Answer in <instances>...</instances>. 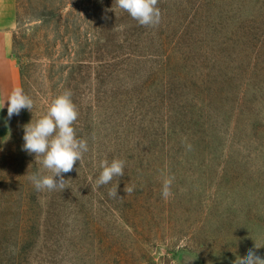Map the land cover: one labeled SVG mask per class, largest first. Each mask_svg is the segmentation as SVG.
<instances>
[{"label":"rangeland","instance_id":"obj_1","mask_svg":"<svg viewBox=\"0 0 264 264\" xmlns=\"http://www.w3.org/2000/svg\"><path fill=\"white\" fill-rule=\"evenodd\" d=\"M208 2L158 0L160 23L141 26L115 0H17L13 56L34 106L0 114V264H233L249 249L264 258V134L221 104H206L214 118L204 112L213 125L204 136L190 127L194 103L210 100L192 82L212 79L216 61L233 73L230 86L213 79L216 95L254 101L264 126V71L259 81L252 72L264 59V16L243 45L232 44H255L253 53L234 58L230 43L218 52L208 35L216 12ZM224 2L231 21L222 27L245 26L243 1ZM65 89L88 151L63 174L64 190L37 191L33 164L51 173L23 150L24 125ZM190 135L212 141L197 146ZM105 158L124 160V175L97 188ZM166 177H174L167 200Z\"/></svg>","mask_w":264,"mask_h":264},{"label":"clouds","instance_id":"obj_2","mask_svg":"<svg viewBox=\"0 0 264 264\" xmlns=\"http://www.w3.org/2000/svg\"><path fill=\"white\" fill-rule=\"evenodd\" d=\"M116 5L127 12L132 19L141 26H156L161 21V10L158 0H115ZM7 102V115L11 119L13 115H19L22 109L32 112L33 100L27 95L22 87H15L3 103V109ZM78 118V109L72 100V92L65 89L50 103L46 114L35 122L31 120L24 125L23 150L29 154H35L36 161L43 169L51 174L45 175L40 172L29 175V180L37 191L65 189V173L73 170L77 161H81L83 154L88 151L87 141L77 138L73 127ZM191 150V145H187ZM42 158V159H39ZM102 169L95 179L96 187L104 186L124 175L125 161L113 158L111 162L103 159L99 163ZM59 177V179H57ZM174 177H166L163 181L162 196L168 199L172 196L171 185ZM118 183L109 190V196L117 197ZM135 186L126 185L124 191L132 194ZM233 264H264V258L256 255L249 249L244 257H237Z\"/></svg>","mask_w":264,"mask_h":264},{"label":"trees","instance_id":"obj_3","mask_svg":"<svg viewBox=\"0 0 264 264\" xmlns=\"http://www.w3.org/2000/svg\"><path fill=\"white\" fill-rule=\"evenodd\" d=\"M212 7H215V14H212V17L215 19L214 21H212V25H211V29L208 32L209 36H212V41H214L217 46H218V52L221 51L223 52V47L221 44H225L227 45L228 43H230L227 46H229V50L228 54L230 56H233L234 58L238 57L239 55H251L254 51V45H248V46H240V47H233V43L234 41H236L237 43L243 45L244 41L248 40V37L251 35V32L249 31L250 29H255V27H253L251 22H255V24L258 22L257 20L261 19L264 16V0H242L244 3V6L246 7V9L243 7V12L241 11L242 9L238 10V15L239 17H241L240 14L242 13H247L250 15V17H246L247 21L245 23V26L242 25H236L235 28L231 29L230 27H222V25H224L225 23H228L231 21V14H227L229 12V9L226 11V9L224 10L223 8L221 9L223 11V13L220 12V8H219V2H221L224 6L225 2L224 0H208ZM231 1V0H230ZM230 5H232V2H228ZM262 10V11H261ZM245 14V15H247ZM263 14V15H261ZM252 25V26H251ZM264 24H261L259 26H257V29H263ZM220 27V30H216L217 28ZM263 32V30H262ZM222 48V49H221ZM257 57H255V61L257 63V65L253 68V74H254V80H261L262 78L257 77L256 76L259 74V72L262 70L264 71V59L259 60ZM258 61V62H257ZM122 62V61H121ZM217 64L216 66H212L213 71H215V73H212V79H204L201 77V84L200 83H194L193 84H198L197 88H201L204 90V92H207V98L210 99L209 101H205L206 97L204 98V101H196L194 104L200 103V110L198 112V114H196L197 108L194 111L196 117L194 118V122L192 123V125L190 126L191 128H193L195 131L197 132H201L204 136V134L206 133L207 130H212L213 129V125L204 120L203 114L204 112L209 116V118H214V112L212 109H208L205 110L206 104H221V108L224 109V111L228 112V116H235V115H239V118H244L246 119L245 121L248 122V127L250 132H252V134H257L259 132H261L262 134H264V126H259V122L261 119L260 113L256 110V112L253 111V106L254 105V101H228L227 100V96L224 97L222 94L225 91V88L220 92V95H222V98L217 96L216 93L214 92L213 88H212V82L213 79L216 77H221V79H223L225 81V85L226 86H230V79H232V74L230 73V70H226L225 67H223V64H221L219 61H216ZM110 62L108 63V67H110ZM116 63L113 64V69L112 71L115 72L116 69L118 67H116ZM234 72V71H233ZM189 73V72H188ZM112 74V73H111ZM222 74V75H221ZM228 75V77H226ZM226 77V78H225ZM195 81H199V80H195ZM191 82V80H190ZM221 90V89H220ZM256 95V94H254ZM257 96V95H256ZM217 99L221 100V101H217ZM216 100V101H215ZM256 109V108H255ZM256 117L257 120H255L252 124L250 122V117ZM237 119V118H236ZM208 122V128L206 127V124ZM91 129V125H83L82 130H85L86 132H89ZM91 132V131H90ZM174 133V132H173ZM194 136H189L186 141L187 143H192V144H196L197 146H200L203 143L202 147H206L208 145V142L212 141L210 139H190ZM261 138L264 137L263 135L260 136ZM207 140V141H206ZM217 141V140H216ZM38 171V164L36 165V163L33 164L32 167V171L30 172L31 174L33 173H37ZM209 238H204V240H208ZM114 252V251H113ZM119 253H116V256H118ZM115 256V254H114ZM115 258V257H114Z\"/></svg>","mask_w":264,"mask_h":264},{"label":"crops","instance_id":"obj_4","mask_svg":"<svg viewBox=\"0 0 264 264\" xmlns=\"http://www.w3.org/2000/svg\"><path fill=\"white\" fill-rule=\"evenodd\" d=\"M17 25V0H0V107L12 89L22 87L21 70L13 56ZM7 109V102L0 114Z\"/></svg>","mask_w":264,"mask_h":264}]
</instances>
